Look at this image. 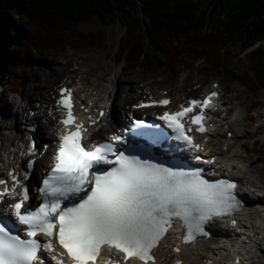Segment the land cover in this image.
Masks as SVG:
<instances>
[{"label": "snow or ice", "instance_id": "6c2138e0", "mask_svg": "<svg viewBox=\"0 0 264 264\" xmlns=\"http://www.w3.org/2000/svg\"><path fill=\"white\" fill-rule=\"evenodd\" d=\"M216 95L214 91L210 93ZM71 97L70 89H60L57 105L65 112L59 121L64 130L40 180V202L25 206L30 201L26 182L34 160L27 161L22 174L10 169L8 180L0 179V201L9 195L20 197L5 210L11 211L12 219L0 214V264H47L41 251L47 253L52 264H99L102 256L109 264H130L133 258L141 264H156L153 250L165 238L174 219L181 222L182 240L187 244L208 237L205 226L214 218L231 216L243 208L235 193L238 184L232 179L210 181L199 167L169 165L151 154L147 158L125 154L117 147L123 142L120 134L85 144L88 129L76 122ZM151 103L166 106L169 101ZM208 103V96L193 98L178 111L163 112L158 118L172 136L156 126L146 130L143 120L133 121L130 130L136 136L149 137L153 143L175 139L197 153L200 145L186 133L206 131L204 111ZM145 106L148 105H136ZM88 119L92 124L98 122L92 116ZM34 151L35 145L29 144L28 152ZM194 158L202 159L199 155ZM214 159L202 162L212 164ZM14 224L26 227V238L16 233ZM39 235L45 239L41 241Z\"/></svg>", "mask_w": 264, "mask_h": 264}, {"label": "trees", "instance_id": "16d2710c", "mask_svg": "<svg viewBox=\"0 0 264 264\" xmlns=\"http://www.w3.org/2000/svg\"><path fill=\"white\" fill-rule=\"evenodd\" d=\"M17 16L26 30L13 24ZM92 18L124 25L115 61L131 69L151 65L154 51L147 47L159 45L165 50L163 60L156 59L160 67L175 70L182 60H202L209 71L222 66L227 46L247 49L264 37V0H0L3 84L17 74L9 81L17 87L30 57L45 48L62 52L73 27ZM180 36L185 40L178 44ZM258 50L248 56L253 78H242L249 90L264 88Z\"/></svg>", "mask_w": 264, "mask_h": 264}, {"label": "rangeland", "instance_id": "374dc122", "mask_svg": "<svg viewBox=\"0 0 264 264\" xmlns=\"http://www.w3.org/2000/svg\"><path fill=\"white\" fill-rule=\"evenodd\" d=\"M20 23L21 21L18 16L14 18L13 24L26 30ZM123 27L124 25L119 20L105 21L98 18L78 23L73 27L72 33H68V39L62 52L47 50L45 48L40 49V53L36 57H30V61L24 66V71L22 72L23 78L21 80L22 85L18 92L27 90L32 85V82L36 80L38 86L34 90L32 106L35 107L37 104L36 108L39 107L41 109L42 107L39 106L42 104L41 101L45 100L48 103V100L43 97L45 91L50 92L54 96L57 86L70 80L68 79V75L71 70V80L77 81L76 75H79L83 69L86 72H90V75H87V77L91 82L97 80L96 78L93 79L94 75H101L103 79H101L100 84H93L86 80L85 82L88 85H96L94 86L95 89L104 90L103 88H108L113 101H115L114 95L116 94V96L125 99L128 104L135 102L141 97L139 95L130 98L129 95H123L122 93L125 91L129 93V86L135 89L134 93H137V89L140 88L145 89V91L148 88H159L168 90L171 96L185 97L186 95L201 94L215 80L221 85L223 97L227 100V106H230L233 110L231 113L237 114L236 144H234L231 151L241 153L245 157L239 159L241 162L244 161L242 163L243 166H247L249 162L254 161L255 169L251 174L256 176L258 180H262L264 184V88L258 85L254 89L249 90L242 79L243 77L248 80L253 78L254 73L248 58L252 49H259L257 54L260 55L261 62L264 64V37L247 49H241L239 46H227L222 66L220 68L212 67L209 71L204 70L205 64L202 60H198L192 65L182 60L181 64L184 65L178 66L175 70L160 67L158 61L160 60L161 62L163 60L165 50L159 45H149L147 47V51L150 52L151 49L154 51L151 65H147L146 68L131 69L125 68V65L122 63L117 64L115 61V56L118 54L117 46L124 39ZM27 30H32V28H28ZM203 31H206V28H203L201 33ZM184 40L185 37L180 36L178 44H181ZM1 48L0 72L6 66V57L1 52ZM78 62L81 66L78 65ZM3 75L5 74L3 73ZM16 76L17 74L9 75L7 84L0 87V108H3L7 100H10L9 97H12V94H14L10 93L9 81ZM130 77L134 82H127ZM112 79L114 83L110 84ZM147 83L149 85L145 86ZM252 103H254V107H252ZM17 110L18 107H15L14 111L17 112ZM43 120L44 124H46L44 117ZM47 120H49V117ZM259 126L261 128L254 133ZM223 127L220 126L219 130H217L219 133V135L216 134L215 136L217 139H222L226 135V129H223ZM2 131L9 132L8 129H1ZM241 144L246 147L247 152L243 151L242 146H240ZM218 146L220 150H223L224 145L222 143L218 144ZM262 196L264 197V192Z\"/></svg>", "mask_w": 264, "mask_h": 264}, {"label": "bare ground", "instance_id": "6f19581e", "mask_svg": "<svg viewBox=\"0 0 264 264\" xmlns=\"http://www.w3.org/2000/svg\"><path fill=\"white\" fill-rule=\"evenodd\" d=\"M86 55H88V54H86ZM95 55H98V54H95ZM89 56V55H88ZM90 56H91V54H90ZM81 57V56H80ZM78 58H79V56H78ZM90 58V57H89ZM70 59H72V58H70ZM76 59V58H75ZM84 59V58H83ZM78 60V59H77ZM90 60V59H89ZM84 61V60H83ZM93 61V60H92ZM81 62V61H80ZM86 62H88L87 60H86ZM77 64V63H76ZM78 65H79V62H78ZM84 65H85V62H84ZM100 65V64H99ZM98 65V66H99ZM79 66H81V65H79ZM92 66V65H91ZM85 68H86V66H85ZM89 68V67H88ZM79 69V68H78ZM87 69V68H86ZM103 70V69H102ZM101 71V70H100ZM72 73V70H71V72L69 73V77H68V79H71L72 77H71V74ZM77 74V73H76ZM79 74V73H78ZM87 75L89 76L90 75V72H86L84 69L80 72V74L79 75H76L77 77H76V79H78L75 83L73 82V80H71L70 82H69V84L68 85H73L74 87H76V88H78L79 86L80 87H82V91L80 92V96H81V98H83L84 100L82 101V103L83 104H87L88 105V100H92L93 101V97H92V94H93V92L96 90V93L95 94H93V95H99V94H102V96H104L103 98H105V97H108V89H106V88H103L104 90H102V89H95L94 88V86H96V85H88V83H86L85 81L87 80L88 82H91L90 81V79H88V77H87ZM92 75V74H91ZM97 79L96 81H94V82H91V83H93V84H100L101 83V79H102V76L101 75H94L93 76V79ZM129 79V78H128ZM103 80V79H102ZM213 81H215V80H213ZM212 81V82H213ZM97 82H99V83H97ZM127 82H134V80L130 77V79L127 81ZM114 83V81H113V79H112V82L110 83V84H113ZM63 84H66V83H63ZM146 85H149L148 83L146 84ZM36 86H38V83L36 82V80L35 81H33L32 82V85L31 86H29L28 88H27V90L25 89V91H21V93L22 94H24L27 98H28V100L30 101V108H32V99H33V95H34V90H35V87ZM100 86H102V85H100ZM117 87H121V86H117ZM117 90V88H116V85H115V91ZM128 90H130L129 91V93H128V91H125V92H123L122 94L123 95H129L130 96V98L132 97V98H134V97H137V96H139L141 93H143L145 90L144 89H142V88H140V89H137L138 90V92L137 93H134L133 91H135V89H133V87H131V86H129L128 87ZM225 90V89H224ZM124 91V90H123ZM207 91V89L206 90H204V92H203V94L205 93ZM150 93H152V94H154V93H158L157 91H155V90H153V89H151L150 90ZM20 95V94H19ZM135 95V96H134ZM51 96H52V94L50 93V92H47V91H45L44 92V95H43V97L46 99V100H48V103L45 101V100H43L42 101V104H40L39 106L40 107H42L41 109H40V111H38V118L40 119L39 120V122H41V118H42V116L44 115V113L45 112H48V111H51L52 109H53V105H52V102L53 101H50V99H51ZM115 97H114V100L115 101H113V99H112V102H113V105H114V111H115V113H116V115H117V118H114V120H113V127L114 126H119L120 125V122L121 121H123L124 120V118L125 117H127L129 114H132V113H134V111H132V110H130V106H131V104H128V102L125 100V99H122V97H118V96H116V94L114 95ZM194 97H196V96H198V95H193ZM87 97L89 98V99H87ZM128 97V96H127ZM189 97H191V96H185V100H187ZM172 104H171V106L169 107V108H167V109H175V108H177L178 106H179V104L180 103H184L185 102V100L184 99H182V97L181 96H178V97H172ZM17 100H18V98L17 97H14V98H10V100H7V103H6V105L2 108H0V113H2V115H3V117L5 118V116H6V118H5V120L4 121H2V123H0V139H2L4 142L6 141V140H8L9 139V136L7 135V134H4V133H2L1 132V129H4V128H9V127H7V125H6V123H7V121H8V119L10 120V119H12L13 118V116H14V111H13V109L15 108V104H17ZM222 103H223V105H224V107L225 108H223V110L221 111V115L224 113V111L226 110L228 113H226V115L224 116V118H223V122L221 123V125L220 126H223V125H225V124H227L228 125V128H227V130H225L226 132L225 133H227V131H229V132H231V131H233V130H235V128H236V126H237V124H236V121L238 120L237 118H236V116H237V114H232L231 113V111H233L231 108H230V106L228 107L227 106V100L222 96ZM97 102H98V105H101L102 104V106H104L105 105V103H104V101H103V99L101 98V100H97ZM250 108V107H249ZM29 109V108H28ZM230 112V113H229ZM51 113V112H50ZM26 117H29V114L27 113L26 114ZM30 118V117H29ZM49 128L51 129V131L53 132L54 130H56V121H54V120H52V119H50V121H49ZM39 126H40V128H41V130H42V133L44 134V140H47V139H49L48 138V133L46 132V129L44 128V126L42 125V124H39ZM261 128V126H259V127H257V129L254 131V133L257 131V130H259ZM220 129H222V128H220ZM51 132V134L53 135V133ZM253 132V131H252ZM218 133V132H217ZM216 133V134H217ZM218 135H219V133H218ZM94 137H98V136H100L99 137V139H104V138H106L105 136H103V135H96V134H94L93 135ZM221 138H222V136H221ZM225 140L227 139L225 136L223 137ZM235 138V136L233 137V138H231L230 140H229V144H231L230 142H231V140L232 139H234ZM241 138V137H240ZM96 140V139H95ZM224 142V144H228V143H225V141H223ZM2 144V145H1ZM240 146H242V148H243V150L244 151H248L247 149H246V147H244V145L243 144H241ZM231 148H232V146H231ZM4 150V148H3V143L2 142H0V151H3ZM216 152V151H215ZM214 152V153H215ZM214 155H216L217 157H218V159L220 160V162H223V166H225L224 168L225 169H228V170H230L231 172V174H234L236 177H238V181H240L241 182V184H242V189H244V188H246V187H251L252 185H250V183H253L254 185L256 184V186H259V190H256L258 193L259 192H261L262 191V189L264 190V184L262 183L263 181L262 180H258L257 178H256V176H253L251 173L254 171V169H255V167H254V161H251V162H249L248 163V165L247 166H243L242 165V163L244 162H241V161H239V159L240 158H245V157H243V155H240V156H237L235 153L234 154H232V153H230L229 151H220V152H216ZM245 164V163H244ZM253 176V177H251V176ZM253 178H256V179H253ZM247 189V188H246ZM264 192V191H263ZM264 205V197L261 195V196H257L254 200H253V202H252V206L251 207H249L247 210H246V212L245 213H243V215H242V217H243V219H242V222H244L245 224H248V223H252V222H255V223H257V220H256V216L258 215V211L256 210V208L257 207H260V206H263ZM212 228H213V230H218V229H220L221 231H224V232H226V234H231L232 233V230L233 229H231V228H226V227H223V226H220L218 223H213L212 224ZM262 228H263V225H262ZM225 233H223V235H224ZM263 235H264V232H263ZM245 241V243L247 242V240H244ZM246 244H248V243H246ZM223 246L224 245H221V244H218V245H211L210 244V246H205V247H202V248H200V247H197V245L196 246H192V247H189L188 248V251L189 252H191V254H192V258H189V256L188 255H182V253H180V254H173L171 251H169L168 250V248H166L165 249V253H166V256H165V259L168 257V260H170V258L171 257H173V261H175V260H177V259H182V261H188V262H190V264H202V263H199V262H196V260L199 258V259H201V258H206L207 257V255H213L214 253H216L220 248H223ZM246 246V245H245ZM247 253H249V252H247ZM168 260L166 261V262H168ZM260 262V264H264V253H263V255L261 256V260L259 261ZM168 264H172V260H170L169 262H168Z\"/></svg>", "mask_w": 264, "mask_h": 264}]
</instances>
